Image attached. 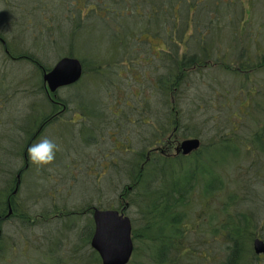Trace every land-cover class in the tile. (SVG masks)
<instances>
[{"label":"trees","instance_id":"obj_1","mask_svg":"<svg viewBox=\"0 0 264 264\" xmlns=\"http://www.w3.org/2000/svg\"><path fill=\"white\" fill-rule=\"evenodd\" d=\"M2 1L8 4L6 11L10 18L9 26L11 25V28L9 29H11V32L9 31L10 35H6L4 30H0V38L6 43V46H4L0 41V56H2V61L5 57V59L11 60L13 64H11V71L8 70L4 63V67H0V82H6L4 89H0V94L7 92L10 87V80L12 81V88L16 84L17 87L23 85V91L25 92V96L22 94L25 97L23 105L26 108H24L25 113L19 119L9 111L11 98L9 99V96H6L5 101L9 103V106L6 104L8 107L0 100V264H7L9 260L13 261L12 251L14 249H11V247L14 246L15 248L16 243L9 241L12 238L8 237L10 236L9 232L8 236L6 235L5 226L7 222L1 217L8 210L7 199L16 181V174L19 169L24 167V150L39 128V123L53 118L42 129L32 144L38 143L44 138L50 139L47 135L54 131L55 134H53L55 136L57 132L58 135L64 137L67 130H73L77 127L75 126V121L70 119V112L77 113L78 117L84 118V122L81 125L85 129L89 128L88 130L93 134L95 130L87 126V120L90 124L97 126L101 117L102 120L106 119L99 111L105 104V102H101V91L105 90L102 86H113L117 89L121 83L119 77L122 78L124 75L122 73L128 71L133 74L138 70L143 71L144 77L151 71L155 77L152 82V85L155 86V92H158L156 90L159 89V94L164 96L163 101H160L168 104L169 107L168 111L163 114L165 121L160 127L153 124L156 130H164V136L175 135L179 140L188 137L199 138L201 146L188 156L174 155L168 157L161 154L153 155L149 161H144V164H141L139 159L143 158L146 150L136 153L137 162L131 163V168L134 166L138 173H132L129 183L125 185L127 187L124 186L119 193V199L122 202H120L119 206L113 207L119 210L125 207L127 210L130 207H136L140 214L139 218L142 224L139 229L133 228L132 235L136 243L138 241L142 244H135L132 261L133 258H137V264H193L195 262L194 258L197 257V248L210 245L216 251V258L214 259L213 255V261L210 264H214V262L215 264H257L258 261L262 264L263 262L255 254L253 243L255 238H257L258 231H261V236L264 239V194H259L260 189L257 188L260 181L259 175L264 179V123L259 124L252 132L243 136L236 134V128L230 125L226 128H218L215 132V128L211 124V120L214 121L212 118L215 116H212L210 108L218 107L216 104L219 103L220 96H226L225 93L227 94L228 90L223 84L212 87L211 92L206 94V98L200 97L201 100L198 101L197 109L204 110L201 117L203 123L200 122L202 125L200 127H198L196 120L197 116L195 113L197 109H192V106L188 108L184 105L180 106V100L176 103L177 98L174 97L177 90H181L177 95L178 97H180L181 93L184 95L186 83L189 80L195 81V78L202 76L206 69L212 70L215 67L218 71H222L218 65L222 62V57L210 52L207 47L208 43L201 39L198 40V36L202 32L207 33L212 27L216 30H221L222 23L220 21L231 10H220L219 0L217 2L216 0H144L145 3L142 4H146L145 8L139 7V0H133L134 2H129V0H107L108 2L114 1L117 3L120 1L135 3L139 11L145 12L148 16L144 19L140 18L142 22L136 27L128 23V20L132 23L131 20L135 19L128 17L130 16L129 13L127 15L111 16V13H109L111 11L109 10H104V13L101 12V15L108 13L105 19H102L104 20L103 24L104 22L110 23V21H113L116 25L110 33L107 31L112 36L110 43L107 44V50L104 52L107 55L101 54L103 43L101 48H93L90 51L93 52L92 58H85L78 54L74 50L75 41L69 44L71 50L68 51V55L75 56L81 60L84 66V74L78 83L64 88V90L68 91L74 88L78 92H74L68 97L60 96L57 92L56 100L63 103L66 107L65 112L62 114L65 117H62L60 114L55 115L56 109H59L60 106L52 102V97L48 95V90L43 81L44 71L50 70L53 64L51 62L48 64L37 56V47H42L38 45V40L34 44V48H36V51H34L31 49L33 44L30 39L21 37L22 33H24L22 27H20L22 26L20 22L24 23L22 21L23 10L20 8L22 6L21 0H0V3ZM26 1L28 3L30 1L29 5L31 4L33 8L35 7V10L38 9L36 6L38 0ZM121 2L115 12L127 11L132 14V7L123 8L124 5ZM227 3L234 5L236 0H234V3L232 1ZM249 3L255 5L252 0ZM32 14L39 15L37 13ZM110 16L112 17L111 19ZM27 20L30 28L37 27L38 22H35V17L29 16ZM76 20L77 18L74 19V26ZM75 28L78 29V26ZM231 30L234 32L236 28ZM66 33H62V36L76 37L79 32L74 30L71 35ZM188 33V37L185 38ZM195 39L197 41L194 47L191 46L193 49L189 48L190 50L183 55L178 54L180 45H184L186 48L187 44L191 45ZM127 40H133V44L126 45ZM163 40L170 48V51L165 54L161 51L162 46L166 47L165 44L162 45ZM25 42L26 44H24ZM184 46H182V51H184ZM5 48H7L9 53L6 52ZM14 61L26 63L31 65L32 68L29 69L27 74L25 72L22 73V68L18 66L20 64L17 65ZM25 67L27 68V66ZM14 69L20 70L21 74L19 77L15 78L12 73ZM228 70V72L221 73L233 74L235 72L232 67ZM116 73H120L117 79L114 78ZM86 75H90V77L86 79ZM211 78L209 77V79ZM217 79L219 77H216V81L217 83L220 82ZM84 85L94 86L96 98L95 100L93 98L92 102L79 93ZM153 98H145L146 105L143 106L142 110L152 108L151 110L153 111L155 103V101L152 102ZM90 105H92V108ZM115 107L120 108L119 105ZM260 108L257 106L253 112L264 111ZM132 109H134V106ZM139 110L141 109L139 108ZM135 111L137 112L138 110L136 109ZM188 111L195 116L189 117L191 114L186 116ZM114 115H116V112H113L112 119L115 118ZM125 117L128 120L129 113H125ZM120 118H123L122 115H120ZM142 121L144 124H147V121L150 122V120L146 121L144 117ZM204 122L205 124L207 123V132ZM121 125L115 123L116 130H114V133L110 129L105 131L116 139ZM185 128L193 131H188L186 135H182L181 131ZM179 133L181 136H179ZM85 134L83 133L84 141L87 140ZM154 137L155 139L153 140L155 142L158 138L156 135ZM154 142L148 146L147 150L153 147ZM155 143L158 145L157 142ZM231 148L234 149V155L229 158ZM69 150H72V152ZM217 150H224V155L220 158H215L212 155V151ZM79 156H82V154L78 147L75 150L72 147H68L65 152L57 150L55 158L45 165H37L29 159L28 169L22 175L19 193L11 201V207L14 209L15 215L13 222L8 225L13 227L16 223L19 227L18 231L25 228L26 225L27 227L30 225L33 228L32 230L36 231L34 229L37 227L51 223L54 217L66 218L67 215H70V218L74 216L76 218L81 211H84L83 204H79L82 206L77 205L72 209H63L59 213V205L56 206L54 203H49L42 207L40 203L42 197L41 188L44 187L42 182H52L51 180L55 177L54 173H57V170L63 172L59 165L62 166L64 172L73 173L74 170L70 166L71 162L72 160L75 161ZM73 157L74 159H72ZM62 161L63 164L61 163ZM79 163L84 164L83 162ZM215 172H218V176L215 175ZM72 177L76 179V176ZM70 190L71 187L68 186V191L70 192ZM60 193L61 190L57 189L54 195ZM151 194L154 195V199L151 198ZM155 198L157 201H155ZM246 201L256 205L255 212H252L250 208L247 209L246 206L242 207ZM198 206L202 208L197 209ZM94 208L90 204L87 210L92 212ZM101 208L106 207L101 206ZM161 213L167 215L168 232L167 230L162 231L155 236L144 232L149 229L152 220L162 217ZM34 218H37L36 222H32ZM64 218L55 219L61 220ZM74 218L73 223L76 225ZM67 220L70 221L69 218ZM87 223L88 225L84 230H81L79 226H73L72 222L68 227L66 225L62 227L63 230L60 229L61 236H64V231V239L66 241L70 240V245L75 252L80 251L78 248L79 243H77V240L75 244L71 239L73 234H79V230H81L80 233H82L83 237H86L81 238L80 244H90L94 233L92 217L91 219L87 218ZM196 224L198 229H195ZM66 229L72 230L71 238L66 233ZM86 230L89 231V234L84 232ZM45 239L43 246L41 244L40 246H34L37 256L40 255L38 257L39 260L43 256L46 259L48 258L45 262L46 264L48 262L51 264H66L67 259L62 260L58 253L63 240L57 242L52 235L45 237ZM23 243L25 248V242ZM143 244L146 245L147 250ZM22 252H25V249ZM219 257L222 258L220 259ZM218 258L219 261L217 260ZM185 259L186 261H184ZM89 260L91 264H101L99 254L92 248ZM198 263L209 264L200 258L197 261Z\"/></svg>","mask_w":264,"mask_h":264},{"label":"rangeland","instance_id":"obj_2","mask_svg":"<svg viewBox=\"0 0 264 264\" xmlns=\"http://www.w3.org/2000/svg\"><path fill=\"white\" fill-rule=\"evenodd\" d=\"M131 1L133 0H129V2ZM229 1L234 3V0L218 1L220 3V10H231L230 13L220 21L222 23V29L216 30L212 27L207 31V33L202 32L198 36V40L201 39L207 42L209 51L211 47H214V45L217 46V54L222 57V62L218 64L221 68L220 70H222L221 72H228L230 67H232L235 72L233 74L221 73L215 67H213L212 70L206 69L202 76L195 78V81L189 80L186 83V91L184 92V95L181 93L180 97H178L177 95L181 90H177L174 97L177 98L176 103H178L180 100V106L184 105L186 108L192 106V109H197L198 101L201 100L200 97L206 98V94L211 92L212 87L223 84V86L227 88L228 92L227 94L225 93L226 96H220L221 98L219 103L216 104L218 107H215L214 109L210 108L212 111V116H215L212 118L214 121L211 120V124L215 128V132L218 130V128H226L228 125H230L231 127L236 128V134L243 136L244 134H249L252 132L253 129L257 128L259 124L264 123V111H255L256 114L253 112L257 106L259 108L261 107V110H264V0H252L255 5L249 3L251 0H236L234 5H229L227 3ZM120 2H108L107 0H38L36 4L38 9L35 10V7L33 8L31 4L29 5L30 1L28 3L26 0H21L22 6L20 8L23 10L22 21H24V23L20 22L22 25L20 27H22V30L24 31L21 37L30 39L33 44L31 49L34 51H36L34 44L38 40V45L42 47H37V56L42 58V60L48 64L51 62L53 64L52 66H54L60 57L68 55V51L71 50L69 44L73 41H75L76 45L74 46V50L85 58H92L93 52L90 51L93 48H101L102 43L103 47L101 49L103 50L101 51V54H105L104 52L107 50V44L110 43L109 41L112 38L109 33L114 27H116V25L113 21H110V23L104 22L103 24L104 20L102 19H105L108 13H106V15H101V12L104 13V10H109L111 11H108L111 13V16L127 15L129 13L130 16L128 17H133L135 19H130L132 23H130L128 20V23L136 27L142 22L140 18L144 19L148 16V14H145V12L142 13L139 11L138 6H136L135 3H129L127 1L121 3L124 5L123 8L132 7V14L131 12L127 11H120L116 13L115 10L121 5ZM142 3H145L144 0H139V7L145 8L146 4ZM224 5H226V7H224ZM94 8H102V10H97ZM7 9L8 4L2 1L0 3V30H4L6 35H10L9 31L11 32V29L9 28H11V25L9 26L10 18L8 17V13L6 11ZM32 13H37L40 16L34 15ZM29 16L35 17V22H38L36 28H30L27 20ZM111 16L110 19L112 18ZM75 18H77V20L75 21L74 26ZM10 22H12V20H10ZM76 26H78V29L75 28ZM233 28H236V31L232 32L231 29ZM74 30L79 32L76 37H70L67 35L62 36V33L66 32L71 35ZM188 35L189 33L185 38H187ZM204 37L205 39H203ZM133 40H127L126 45L133 44ZM196 41L197 40L195 39L192 44L193 47ZM24 44H26V42ZM166 51H170L168 46H166ZM105 55H107V53ZM3 61L2 56H0V67L3 66L4 63L8 70L11 71V64H13V62H11L9 59H5V57ZM15 63L17 65L20 64L18 66L22 68V73L25 72V74H27L29 69L32 68L31 65H27L26 63ZM17 65L15 66L17 67ZM25 66H27V68ZM19 71L20 70L18 69H14L12 71V73L15 75V78L20 76L21 72ZM122 74H124L122 78L119 77L120 73H116L114 75V78L117 79L119 77L121 82L117 89H115L113 86H102V88L105 90H103V92L101 91L100 96L101 102H105V104H103V108H101L102 110L100 109L99 111L103 114V116H105L106 119L102 120L101 117V120L98 121L97 126L90 124V122L87 120L86 123H88V125H85L89 126L92 130H95L93 134L90 132V130H88L89 128H86V131L83 132L84 130L81 123H83L84 118L80 117L79 119L76 114H73L75 121L74 123L77 127H75L73 130H67V133L64 137L58 135L57 132L55 136V131L53 132L54 134L50 133L47 135V137H50V139L55 141V143L59 146L58 151L65 152L68 147H72L73 150L78 147V150L83 156H79L76 159L77 161L84 163L81 169H78L77 167L73 169V173H66L64 172L62 166L59 165V168L63 172H59L57 170V173H54L55 177L51 180L52 182L47 183L43 181L42 186L44 185V187L41 188L42 197L40 203L42 207H44L46 204L54 203L56 206L59 205L60 210L58 209V212L60 213L63 211V209H72L77 205L82 206L79 204L84 205L85 210L81 211L76 218H74L75 216L73 217L76 225L73 223V218H70V215H67L66 218L60 216L54 217V220H52L51 223L37 227L34 229L36 231H33V228L30 225L28 227L26 225L25 228H22L18 231L19 227L16 225V223L13 227L6 224V235L9 232L10 236H7L12 238L11 241L16 243L15 248L14 246L11 247V249H14V251H12L13 261L9 260L7 264H32L33 262L34 264H46L45 262L48 258L46 259L41 256V259L39 260L38 257H40V255L37 256L34 246H40V244L43 246V244H45L44 242L46 241L45 237L49 235L54 236L57 242H61L63 240V243H61V246L59 247L58 253L62 257V260L67 259L66 264L68 262H70L69 264H91L89 256L91 254L92 247L90 244H80L82 241L81 238H86L83 237L82 233L80 232L88 225L87 218L91 219L92 217V212L87 210L88 206L91 204V206L94 207L102 206L110 208L120 205V202L122 201L119 199V193L123 187L129 183L130 177H132L133 171L131 170V163L134 164L137 162V152L146 150L143 158L141 160L139 159L141 164H144V161H146L147 157H150L151 155L153 156L161 154L168 157L175 155V147L177 145L176 143L182 139H177L175 135H171L170 137L167 135L164 136V130H156V128L153 126V124H155L157 127H160V125L165 121L163 114H165L169 108L168 104L161 102L163 101L164 96L159 94V89L156 90L158 92H155V86L152 85L155 77L151 71H149L145 77L143 71L140 70L133 74H130L128 71ZM88 77H90V75H86L85 78L87 79ZM209 77L212 78L209 79ZM216 77H219L217 80L220 82L217 83ZM11 82L12 81L10 80V87L7 89V92H5V94H0V100H2L5 105L7 104L9 106V103L5 101L6 96H9V99L11 98L12 100L10 102L9 111L11 114L19 118L23 116L25 113L24 108H26V106L23 105L25 101V97H23V95L25 96V92L23 91L24 86L22 85V87L20 85V87H17L16 84L12 88ZM5 86L6 82H0L1 90H3ZM74 92H78V90L71 88L68 91L66 89L64 90L63 88L58 91L60 96L63 97H68ZM79 93H81L85 99H88L91 102L93 101V98L94 100L96 98L93 85H84ZM149 97H154L152 101H155L153 111L151 110L152 108L142 110L144 108L143 106L146 105V102L144 101L145 98ZM11 104L13 105L11 106ZM117 105H119L123 110L121 113L123 117L121 118V122H124V124L120 126L118 129L119 133L117 134L116 139H114V137L110 136L105 130L110 129L112 133H114V130H116L114 126L115 123L112 122V118L113 112L116 108H114V106ZM91 106L92 105H90V107ZM133 106L134 109H132ZM135 108L138 110L137 112L135 111ZM139 108L141 110H139ZM203 112V109L196 110L195 114L197 116L196 120L198 127L202 126L200 122L203 123L201 119ZM125 113H129L134 122H128L129 119L127 120ZM146 114L147 116H145ZM190 114L191 113L188 111L186 116ZM194 116V114H191L189 117ZM143 117L146 121L150 120V122L147 121V124L142 123ZM100 121L101 123L99 124ZM204 126L207 132V123L205 124L204 122ZM190 130L193 131L192 129ZM188 131L189 130L185 128L181 131V134L186 135ZM83 133H86V139L88 137V139L85 141ZM154 135H156L158 138L155 140L158 145L153 140L155 139ZM179 136H181L180 133ZM153 142L154 145L150 148V150L153 148L155 149L151 150L152 154L149 156V150H147V148ZM69 151L72 152V150ZM233 153L234 149L231 148V155L229 158L234 155ZM212 155L215 158H220L224 155V150L212 151ZM72 159H74V157ZM61 163L63 164V161ZM77 165H79V163H77ZM71 175L76 176V179H74V177ZM215 175L218 176V172H215ZM97 177L100 178V180H98ZM259 179L260 181L258 180L259 185L257 188L260 189L259 194L262 195V193L264 194V179L261 177V175H259ZM68 186L71 187L70 192L68 191ZM57 189H60L61 193L54 195V192ZM151 195V198L154 199V195ZM155 201H157L156 198ZM244 206H246L247 209L250 208L252 212L256 211V205L254 203H249L246 201L242 207L244 208ZM201 208V206L197 207V209ZM126 211V214L131 218V220H133L132 227L139 229L142 223L139 218L140 214L138 209L136 207H130L128 210L126 208ZM161 216V218L152 220L149 225V229L144 232L155 236L159 235L162 231H166L168 228L167 215L161 213ZM55 218L64 219L56 220ZM67 218H69L70 221H68ZM36 221L37 218L32 220V222ZM71 222L73 226H79L81 229L79 230V234H73V238L71 239L74 243L78 240L77 243H79V252H75L73 250L69 239L68 241L64 239V231L63 237L61 236L62 234H60L61 230H63L62 227L65 225L68 227ZM195 229H198L197 224L195 225ZM65 231L69 238H71L72 230L66 229ZM84 232L89 234V231L87 230ZM141 232H143V230H141ZM258 232L261 233V231ZM78 236L79 238L77 239ZM23 242H25V248ZM133 242L135 244H142L138 241L136 243L134 239ZM143 246L147 250L146 245L143 244ZM23 249H25V252H22ZM213 255L215 259L216 251L213 249V247H210V245L203 247L201 246L197 248V257L194 258L195 262L193 264H197L199 258L210 264L213 261ZM219 258L221 259L222 257ZM219 258L217 259L218 261ZM184 261H186V259ZM261 261L263 262L262 264H264V259ZM137 262V258H133L131 264H137ZM47 264L51 263L48 262Z\"/></svg>","mask_w":264,"mask_h":264},{"label":"water","instance_id":"obj_3","mask_svg":"<svg viewBox=\"0 0 264 264\" xmlns=\"http://www.w3.org/2000/svg\"><path fill=\"white\" fill-rule=\"evenodd\" d=\"M84 66L75 56L60 58L49 71H44L43 81L50 93L76 84L82 78ZM201 146L199 138H186L177 147L183 155L197 151ZM95 223L91 246L101 258L102 264H128L134 252L132 222L128 215L117 209L95 208ZM253 249L257 255L264 254V240L256 238Z\"/></svg>","mask_w":264,"mask_h":264},{"label":"flooded vegetation","instance_id":"obj_4","mask_svg":"<svg viewBox=\"0 0 264 264\" xmlns=\"http://www.w3.org/2000/svg\"><path fill=\"white\" fill-rule=\"evenodd\" d=\"M82 1H84V0H82ZM94 9H101V8H94ZM96 10V11H97ZM87 11V10H86ZM81 13H83L82 11H80ZM0 41L4 44V46H6V43H5V41L3 40V39H1L0 38ZM163 44H165V46H167L166 45V42H162V45ZM193 44V43H192ZM192 44L190 45V44H187V47L185 48V46L184 45H182V46H184V51H182V46L180 45V47H179V51L180 52H178V54L180 55H183L184 53H186L188 50H190V49H193L191 46H192ZM217 46L216 45H214V47L212 48L211 47V49H210V52H212L213 54H215V55H217V52H218V49L216 48ZM190 48V49H189ZM6 49V52H8L7 51V48H5ZM170 49V48H169ZM161 51H162V53H166L167 51H166V47H163L162 46V49H161ZM9 53V52H8ZM254 66V65H253ZM253 66H251V67H253ZM59 91V90H58ZM57 91V92H58ZM57 92L56 93H50V94H48L49 96H51L52 97V102L54 103V104H59V106H60V108L59 109H56V113H55V115H58V114H60L61 116H62V114L65 112V110H66V107L64 106V104L63 103H61V102H58L57 100H56V98H57ZM122 111V109L121 108H115V111L114 112H116V115H114L115 116V118L112 120V122L113 123H116V124H119V125H121V124H124V122H121V118H120V115H121V112ZM73 114H76L77 115V113H74V112H70V119H71V121H73L74 120V117H73ZM131 115L129 114V120H130V123L131 122H133V119L130 117ZM63 117V116H62ZM79 119H80V117H78ZM52 119L53 118H49V119H47V120H45L44 122H40L39 124H40V126H39V128L37 129V131L35 132V135L32 137V139L30 140V142L28 143V145H27V147L25 148V150H24V167L22 168V169H19L18 170V173L16 174V181H15V183H14V185H13V187L11 188V191H10V195H9V197H8V199H7V212H6V214L4 215V216H2L1 218L3 219V220H5L6 222H7V224H10V223H12L13 222V217H14V215H15V213H14V209L11 207V201L15 198V197H17V195H18V193H19V190H20V186H21V183H22V175H23V172L25 171V170H27L28 169V161H29V156H28V147L32 144V142L37 138V136L41 133V131H42V129L46 126V125H48L51 121H52ZM84 122V121H83ZM82 128H83V132H85L86 130H85V127L84 126H82ZM88 139V138H87ZM174 141H176V140H174ZM179 143H180V141H178L176 144V147L175 148H177V146L179 145ZM152 150V149H151ZM151 150H149V153H148V155L150 156L151 154H152V151ZM175 154H178L177 153V149L175 150ZM172 156H174V155H172ZM151 157H152V155L150 156V157H147V159H146V161H149L150 159H151ZM77 163H79L78 161H74V160H72V162H71V168L72 169H75V168H77L78 167V169H81L83 166V164L82 163H79V165H77ZM143 169V168H142ZM141 169V170H142ZM131 170L133 171V173H135V174H137L138 173V170L137 169H135V167L133 166L132 168H131ZM137 170V171H136ZM101 208V207H100ZM92 218H93V210H92ZM94 227H95V225H94ZM256 237H259V238H262V236H261V233L260 232H258L257 233V236ZM92 238V237H91ZM263 239V238H262ZM264 240V239H263ZM9 241H11V240H9ZM90 244H91V240H90ZM259 258H260V260H262V259H264V254H260L259 256H258ZM257 264H260V261H258L257 262Z\"/></svg>","mask_w":264,"mask_h":264},{"label":"clouds","instance_id":"obj_5","mask_svg":"<svg viewBox=\"0 0 264 264\" xmlns=\"http://www.w3.org/2000/svg\"><path fill=\"white\" fill-rule=\"evenodd\" d=\"M58 147L55 141L44 138L28 147L29 159L37 165L48 164L55 158Z\"/></svg>","mask_w":264,"mask_h":264}]
</instances>
